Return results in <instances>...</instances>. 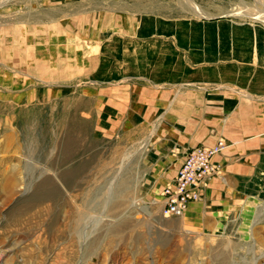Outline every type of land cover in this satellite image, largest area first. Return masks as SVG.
<instances>
[{"label":"rangeland","instance_id":"rangeland-1","mask_svg":"<svg viewBox=\"0 0 264 264\" xmlns=\"http://www.w3.org/2000/svg\"><path fill=\"white\" fill-rule=\"evenodd\" d=\"M222 19L264 21V0H0L2 264H264V152L230 146L264 148V120L199 144L223 139L222 173L208 200L165 217L161 192L187 153L166 138L185 143L205 117L164 128L157 81L105 78L168 50L137 41L148 34L190 68L213 64ZM222 105H208L220 130ZM48 179L59 193L42 200Z\"/></svg>","mask_w":264,"mask_h":264},{"label":"crops","instance_id":"crops-1","mask_svg":"<svg viewBox=\"0 0 264 264\" xmlns=\"http://www.w3.org/2000/svg\"><path fill=\"white\" fill-rule=\"evenodd\" d=\"M222 21H228L230 27L228 26V32L224 31L221 34V38L227 40L228 43H225L219 52L215 53L213 43L209 40L212 38V33L204 34L210 37H207L209 47L206 48L205 55L211 58L213 63L211 65L190 68L178 58L180 54L171 42L162 38L149 37L150 34H148L137 41L145 38L158 39L160 43L167 45L168 50L164 49L158 54V58L151 59L142 70L129 69L116 77H105L118 78L125 74H132V76L142 74L148 80L157 81V104L165 106L164 115L161 114L158 119L165 120L164 128L172 127L174 130L182 128L183 124L180 122L188 121L192 113L196 114L199 110L203 114L205 121L195 128L185 143L176 144L172 140L173 137L169 135L166 138L167 146L163 148L164 150L176 145L179 151L187 152L199 144L215 143L219 135L242 136L243 133L250 132L248 130L255 127L256 122L261 123L264 120V28L262 29L257 24L264 25V21L235 19H222ZM200 39V34L196 35L195 41L199 42ZM197 55L198 52H193V56ZM219 55L222 60L216 63L215 58ZM212 104H223L219 108V118L225 119L227 124L222 130L213 125L216 117L213 116V110L208 108V105ZM231 144L235 152L253 153L252 155L256 157L264 152L260 143H255L253 146ZM184 158L185 154L171 180L182 165ZM214 161L218 162L222 168L224 167L217 155ZM206 191L207 187L202 189L201 200L193 202L188 211L194 204L208 200Z\"/></svg>","mask_w":264,"mask_h":264},{"label":"built area","instance_id":"built-area-1","mask_svg":"<svg viewBox=\"0 0 264 264\" xmlns=\"http://www.w3.org/2000/svg\"><path fill=\"white\" fill-rule=\"evenodd\" d=\"M225 147L220 139L214 146L197 145L185 154L182 165L173 179L161 192L165 217H181L193 202L201 200L202 189L210 178L222 173L221 165L214 157Z\"/></svg>","mask_w":264,"mask_h":264},{"label":"bare ground","instance_id":"bare-ground-1","mask_svg":"<svg viewBox=\"0 0 264 264\" xmlns=\"http://www.w3.org/2000/svg\"><path fill=\"white\" fill-rule=\"evenodd\" d=\"M71 175H70V177H72L73 176V172L72 173H70ZM51 179V178H50ZM50 179H48L47 181H46V183H45V185H47V188L45 189V191L43 192V194L42 195H40L41 196V198H42V200H46V199H50V198H52V197H54V195H56L57 193H59V187H57V185L56 184H54L53 183V181H51ZM78 182V181H77ZM82 218V217H81ZM81 221H83L82 219H81ZM80 220H79V223L80 224H83V222H81ZM84 225V224H83ZM87 227H85V226H80V229H79V232H80V234H84L85 233V229H86ZM3 250H0V264H2L1 263V259H2V256H3ZM224 264H226V262L224 261Z\"/></svg>","mask_w":264,"mask_h":264}]
</instances>
